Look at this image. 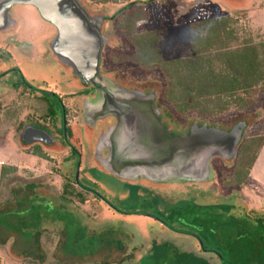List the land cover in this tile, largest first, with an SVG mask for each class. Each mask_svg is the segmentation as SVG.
I'll return each instance as SVG.
<instances>
[{"label":"rangeland","instance_id":"1","mask_svg":"<svg viewBox=\"0 0 264 264\" xmlns=\"http://www.w3.org/2000/svg\"><path fill=\"white\" fill-rule=\"evenodd\" d=\"M86 1L94 11H105L111 19L115 18L107 26H112L118 39H121V45L106 46L104 55L109 64L116 65L122 60L128 66L127 81L158 86V103L166 111L167 120L175 130H182L195 120L220 127L235 125L242 120L248 122L234 162L224 164L220 158L211 162L214 170L212 181L225 187V183H234V163L238 153H242L240 149L251 143L250 140L254 142L264 136V81L248 91L247 96L254 100L253 104L248 108H239L236 104L221 103L214 95H185V89L197 91L195 77L188 65L176 66L175 61L194 56L192 50L203 48L207 41L201 43L216 26L229 36L225 43L230 48L247 42L257 45L261 55L264 50V14L259 5L256 4L255 8H258L248 12H232V17L225 20L203 22L191 28L190 34L191 21L219 13L222 15L221 7L214 5V1L199 5L200 0H149L146 5L132 4L135 0ZM125 5H128L127 8L118 12ZM143 29L156 31L153 40L150 41L148 33L141 37ZM138 38L143 41L141 48ZM220 43L221 39L215 40L213 45ZM126 52L129 55L124 54ZM247 93L241 94L242 97ZM227 100L223 97V101ZM222 104L227 108H222ZM14 121L11 116L0 118V209L5 212L0 221V264H222L220 256L225 264H264V206L261 205L264 199V151L255 164L259 186L253 191L256 197L253 203H260L258 209L251 207V201L248 205L237 189L224 195L226 192L221 193L219 186L212 189L207 184L206 187L198 186L200 190L193 189L184 199L166 200L163 205L153 196L139 202L136 197L140 195H135L134 189L127 197L125 189L119 188L112 177L107 180L100 168L89 171L93 180L91 184L101 186L118 206L155 212L172 227L191 230L193 234V237L176 235L173 239L158 232L159 223L149 217L134 215L124 218L90 193H85L86 201H82L75 193L66 192L64 180L56 175L58 166L51 161L24 156L12 146L13 140L3 139ZM9 132V138L18 133ZM19 136H15L18 144ZM21 147L23 151H31L26 149L27 146ZM9 167H13V171L8 172ZM73 167L71 165L70 168ZM4 171L6 174H3ZM139 181L144 180L140 178ZM31 184L35 186L30 188ZM165 186L159 185V188L168 191L169 196L178 192L176 186ZM201 190H208L209 196L201 195ZM42 197L44 200H41ZM66 206L74 211L71 212L74 226L70 216L64 217L67 216ZM44 209L48 213H44ZM78 224L80 228H77ZM25 232H29L28 237H25ZM163 242L171 243L179 256H156L154 244ZM194 244L196 249L191 251ZM198 247H203L204 252ZM11 248L22 259L13 257ZM165 248V244L161 246V249Z\"/></svg>","mask_w":264,"mask_h":264},{"label":"flooded vegetation","instance_id":"2","mask_svg":"<svg viewBox=\"0 0 264 264\" xmlns=\"http://www.w3.org/2000/svg\"><path fill=\"white\" fill-rule=\"evenodd\" d=\"M2 1L5 0H0V3ZM206 1L219 2V0H200V3ZM82 2L92 15L105 16L102 30L105 35L109 36V41L105 43L102 50L100 74L103 78L114 86L129 91L140 90L145 95H152L159 118L170 130L171 136L187 134L192 123L196 120L190 121L182 130H175L167 120L166 111L158 103L160 98L159 87L127 81L128 66L122 60L116 65L109 64L104 55L106 46L109 44L121 45V39L120 37L118 39L112 30V26H107V23L112 24L115 18L111 19L105 11H94L86 0H82ZM224 4L230 7L227 2ZM256 4L259 5L258 7L263 10L261 11L264 14V0H240L237 3V10H233V12L255 10L258 8H255ZM8 13V17L4 16L0 7V118L5 116L15 118L10 130L15 134L18 131L16 135L20 134L23 137L19 136V145L16 142V135L12 134L9 138L11 134L9 130L4 134L3 139L13 140L12 146L24 156L44 159L47 162L51 161L53 165L58 166L57 177L64 180L65 188L70 189L82 201H86L85 193H90L110 210L121 214L124 218L141 215L153 219L159 223L158 232L163 236L169 237L174 234V236L189 235L188 237H190L191 235L193 237L191 230L185 231L172 227L171 224L161 218L160 214L139 208L118 206L101 186L91 184L93 180L89 176V171L96 169V167L100 168L107 176V180L108 177H112L119 188L125 189L124 193L127 197L132 194L130 190L134 189L135 195H140V197H136L139 202H145L143 200L145 197L153 196L162 202V205L166 200L174 202L176 199H184L193 189L200 190V186L206 187L205 185H210V182L184 183V190L179 191L177 188L178 192L169 196L168 191L159 188L161 183L144 178H141L144 180L143 182L139 179L122 178L103 168L99 158L101 155L105 157L103 162L109 159L106 157L109 148L104 146L109 144L108 133L118 123L116 115L107 111L105 100L102 102L98 96L99 91L105 93V88L100 85V82L83 81L74 74L71 68L58 59L53 49V41L58 33L57 29L52 23L40 16L35 6L28 3H16L9 7ZM221 17H232V15L218 14L203 20ZM193 23L191 22L189 30H191ZM148 31L143 29L141 32L145 35L150 33ZM152 32L155 34L156 31ZM124 54L129 55V52ZM242 121L246 123V126L249 125L245 120ZM238 122L240 121L236 123ZM232 126L234 125L228 126V130ZM37 130L46 132L50 137L43 133L38 135ZM36 139H40V142H35ZM21 146H27L26 149L29 150L30 148L31 151H23ZM71 165H74L72 169L70 168ZM169 186L166 185L165 188ZM202 194H205V197L209 196L208 190L202 191ZM65 208L69 211L67 216L71 218L73 210L69 209L68 206ZM77 217L79 218L78 215ZM74 223L75 219H73V226ZM79 226L78 224L77 228H80ZM199 249L202 253L204 252L203 248ZM192 250L194 249L191 248Z\"/></svg>","mask_w":264,"mask_h":264},{"label":"water","instance_id":"3","mask_svg":"<svg viewBox=\"0 0 264 264\" xmlns=\"http://www.w3.org/2000/svg\"><path fill=\"white\" fill-rule=\"evenodd\" d=\"M16 3L35 6L40 16L56 27L53 49L64 65L83 81L100 82L105 88V93L99 91L98 96L102 102L105 100L107 111L118 119L107 135L109 144L103 145L109 148V159L103 162L105 157L99 158L107 171L161 185L207 183L214 178L210 163L213 157L224 163L234 160L246 126L244 121L229 130L193 122L187 134L172 137L159 118L152 95L114 86L103 78L102 50L109 41L102 30L104 15H92L82 0H5L0 3L4 16H9V7ZM37 133L50 137L40 130Z\"/></svg>","mask_w":264,"mask_h":264},{"label":"trees","instance_id":"4","mask_svg":"<svg viewBox=\"0 0 264 264\" xmlns=\"http://www.w3.org/2000/svg\"><path fill=\"white\" fill-rule=\"evenodd\" d=\"M140 3L145 5L150 2L149 0H139ZM230 5H236L240 0H223ZM134 4V3H132ZM128 5L123 6L118 12L125 10ZM225 20V18H215L209 20H203L195 22L191 25V28H195V26L203 23V22H211L215 20ZM192 32V29L190 30ZM150 35V41L153 40L155 36L153 32L148 33ZM146 36L144 34L141 37ZM138 44L141 48L142 40L138 38ZM221 43L217 46L213 45V42L216 40H220ZM229 39V36L222 31V29L218 26L213 27L206 37V40L201 44L207 41V43L203 44V48L197 47L194 48V56L188 57V59H180L175 61L176 66L179 64L188 65L191 69V75L194 78L196 92L193 90L185 89L183 93L185 95H190L191 97L193 93L196 96L204 97L208 95L216 96L217 100L222 102H227L236 104L239 108H248L253 104L254 100L250 98L249 90L257 87L261 82L264 81V50L260 55L257 51V45L247 44V42H242L243 44L234 47L233 49L230 46L226 45L225 42ZM216 65V68H215ZM190 75V73L188 74ZM181 79L183 78L180 76ZM193 85V84H192ZM248 92V93H247ZM247 93L244 97L241 94ZM223 97L228 98L229 100L223 101ZM218 101V102H219ZM221 106V105H220ZM222 108L226 109L227 106L222 104ZM198 125L204 124L200 121H196ZM247 122V121H246ZM248 123V122H247ZM210 125V123H208ZM221 126V125H219ZM222 129H228L227 127H221ZM248 143L244 149H240L241 154L238 153L236 161L234 163L235 171V179L234 183H240L244 178L248 175V172L252 166V163L255 162L257 155L264 144V136L261 140L252 141ZM252 146L253 148L249 147ZM249 147L248 149H246ZM234 161L225 162L224 164H231ZM6 168V167H4ZM7 169V168H6ZM13 167H9L8 172L10 170L13 171ZM245 170V172H243ZM6 174V171L3 172ZM215 182V181H214ZM35 186L34 184L29 185L30 188ZM66 192L73 193L70 190L66 189ZM64 196V195H62ZM44 200V197L41 198ZM47 202V200H46ZM45 202V203H46ZM7 208V207H5ZM46 208V207H45ZM4 209H0V221L2 220ZM22 212V209H20ZM186 211H189L188 209ZM44 213H48L46 209L43 210ZM67 214L69 213L66 211ZM37 215H40L37 212ZM68 217V216H64ZM6 218V217H5ZM20 217H17L19 219ZM40 219V217H38ZM2 222V221H1ZM8 222V219H7ZM68 223V222H67ZM10 224V223H8ZM10 226L14 227L10 224ZM172 229V228H171ZM27 235V236H26ZM29 232H25V237H28ZM1 240V237H0ZM167 240V239H166ZM169 241V240H168ZM171 241V239H170ZM161 244H165V249H161ZM161 244H154L155 247V255L156 256H164L172 255L173 257L179 256L176 254L174 247L171 243L163 242ZM98 246V245H97ZM203 248V247H202ZM91 250V248L89 247ZM207 252V251H205ZM180 254V252H179ZM11 255L13 257H20L19 254L15 253L11 248ZM220 256V255H219ZM222 264H225L222 256L219 257ZM109 264V263H108ZM141 264V263H138ZM178 264V263H173Z\"/></svg>","mask_w":264,"mask_h":264},{"label":"crops","instance_id":"5","mask_svg":"<svg viewBox=\"0 0 264 264\" xmlns=\"http://www.w3.org/2000/svg\"><path fill=\"white\" fill-rule=\"evenodd\" d=\"M225 1L223 0H219V2L215 1L214 5H217V6H220L221 7V10H222V15L226 16V15H230V13L233 12V10H237V4L236 5H230V7L226 6V4H224ZM202 3H199V5H201ZM213 5V6H214ZM226 7V8H225ZM228 8V9H227ZM218 11H220V9H217ZM219 13V12H218ZM221 14V13H219ZM208 18H211V17H208ZM208 18H203V19H208ZM202 19V20H203ZM198 21H201V19H196L195 21H191L192 23L194 22H198ZM264 151V144L262 146V148L260 149L258 155H257V158L255 160V162L252 163V166L248 172V175L244 178V180H242V182L240 183H231V184H227L225 183V180L223 181L225 184H226V187L225 186H220L218 182H214V181H210V185H209V188H217V186H219L220 188H218V190L222 192H226L224 195H227L228 192H230L232 189H237L238 190V194L240 196H243L246 200V203L249 205L250 204V201L252 203V206L251 207H254L255 209H258V207H261V205L264 206V199H263V202L261 203H257V204H254L253 201H255V195L253 194V191L259 186V182L258 180H256V178H258L256 175L257 171H256V167L257 165H255L258 160H259V157H260V153ZM254 177V178H253ZM176 186L179 191H182L184 190V185L183 184H177V185H173L172 187ZM222 187V188H221ZM211 190V189H210ZM181 195V194H179ZM246 195V196H245ZM242 197V198H243ZM250 200H249V198ZM255 197V198H254ZM243 206H246V204H244ZM250 207V206H248ZM252 209V208H251ZM174 234H172L171 236H169L168 238H173ZM178 236V235H177ZM176 236H174L175 238ZM173 238V239H174ZM188 239V238H187ZM197 243V242H196ZM196 249V244H194L192 246V249ZM199 248V247H198ZM196 251V250H195ZM20 259H22L21 257H19ZM18 259V258H16ZM19 260V259H18ZM23 261V260H22Z\"/></svg>","mask_w":264,"mask_h":264}]
</instances>
